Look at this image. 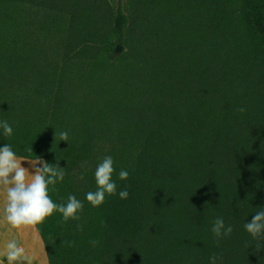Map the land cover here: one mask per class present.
<instances>
[{
  "label": "trees",
  "instance_id": "obj_1",
  "mask_svg": "<svg viewBox=\"0 0 264 264\" xmlns=\"http://www.w3.org/2000/svg\"><path fill=\"white\" fill-rule=\"evenodd\" d=\"M4 120L0 147L59 164L50 198L84 205L36 225L49 264H264L244 228L264 208V0H0ZM108 155L117 192L94 207Z\"/></svg>",
  "mask_w": 264,
  "mask_h": 264
},
{
  "label": "clouds",
  "instance_id": "obj_2",
  "mask_svg": "<svg viewBox=\"0 0 264 264\" xmlns=\"http://www.w3.org/2000/svg\"><path fill=\"white\" fill-rule=\"evenodd\" d=\"M238 111L243 113L246 109L241 107ZM0 129L3 130L5 137L13 134V128L7 120L0 121ZM57 136L60 141H69L67 131L56 132V138ZM25 150L33 151L32 147ZM24 161L28 162L29 167L22 166ZM114 163L112 156L108 155L96 167L97 189L86 194L87 201L94 207L102 205L106 195H114L117 192L118 186L113 180ZM128 176V171L120 170V180H126ZM64 177V168L59 164H49L41 158L37 160L20 158L9 144L0 147V193L4 196L3 220L16 229L35 227L58 211L62 214L63 222L79 221L84 207L82 201L70 194L65 203L57 204L49 196V186H53L54 190L57 182L63 181ZM79 179L83 180V175ZM119 196L121 199H127L129 192L126 189L121 190ZM101 223L105 224L104 221ZM76 227L80 231L83 230L82 224H77ZM244 228L253 238H264V208L257 211L251 220L244 224ZM211 231L219 244L221 238L232 234L233 227L226 224L222 217H217ZM90 243L95 246L99 241L92 240ZM3 255L6 264H31V258L25 247L14 239L6 243ZM219 260H222V254H213L210 257L211 264H217Z\"/></svg>",
  "mask_w": 264,
  "mask_h": 264
},
{
  "label": "crops",
  "instance_id": "obj_3",
  "mask_svg": "<svg viewBox=\"0 0 264 264\" xmlns=\"http://www.w3.org/2000/svg\"><path fill=\"white\" fill-rule=\"evenodd\" d=\"M18 157L25 158L21 156ZM22 166L29 167V164L27 161H24L22 162ZM3 203L4 196L0 193V264H6V258L3 255L4 248L6 243L13 239L25 247L31 258V264H49L45 245L37 227L35 226L21 229L13 228L3 220Z\"/></svg>",
  "mask_w": 264,
  "mask_h": 264
},
{
  "label": "water",
  "instance_id": "obj_4",
  "mask_svg": "<svg viewBox=\"0 0 264 264\" xmlns=\"http://www.w3.org/2000/svg\"><path fill=\"white\" fill-rule=\"evenodd\" d=\"M123 46L120 43H116L115 51L116 53H119L122 50Z\"/></svg>",
  "mask_w": 264,
  "mask_h": 264
},
{
  "label": "rangeland",
  "instance_id": "obj_5",
  "mask_svg": "<svg viewBox=\"0 0 264 264\" xmlns=\"http://www.w3.org/2000/svg\"><path fill=\"white\" fill-rule=\"evenodd\" d=\"M110 2H112V3H114V4H116V6H117V4H118V2H119V0H109ZM124 1H126V0H124ZM123 49L124 48H122V50L119 52V53H121L122 51H123ZM43 160V159H42Z\"/></svg>",
  "mask_w": 264,
  "mask_h": 264
}]
</instances>
